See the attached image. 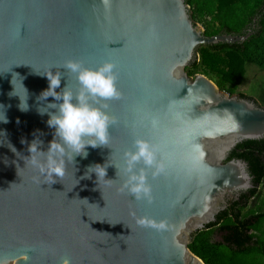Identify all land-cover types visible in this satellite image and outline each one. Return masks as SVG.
<instances>
[{
    "label": "water",
    "instance_id": "1",
    "mask_svg": "<svg viewBox=\"0 0 264 264\" xmlns=\"http://www.w3.org/2000/svg\"><path fill=\"white\" fill-rule=\"evenodd\" d=\"M250 36L207 37L186 0H0V264H205L189 249L192 236L255 188L248 164L229 157L264 139V108L186 68L201 46ZM68 60L111 62L121 95L104 102L115 121L108 145L87 146L50 184L27 162L28 147L38 139L46 152L54 136L38 111L53 101L37 100L45 74L61 73L58 92L80 89ZM137 139L164 165L155 176L146 169L151 202L121 191L124 154ZM105 163V180L85 176ZM138 217L168 227L158 232Z\"/></svg>",
    "mask_w": 264,
    "mask_h": 264
},
{
    "label": "trees",
    "instance_id": "2",
    "mask_svg": "<svg viewBox=\"0 0 264 264\" xmlns=\"http://www.w3.org/2000/svg\"><path fill=\"white\" fill-rule=\"evenodd\" d=\"M192 20L207 37L243 36L244 42L201 46L187 68L189 77L204 75L231 96L254 101L264 108V88L257 98L238 93L247 67L264 71V0H186ZM249 166L255 188L228 203L216 222L195 232L190 251L205 264H264V139L245 141L230 154ZM217 236L221 239L216 240Z\"/></svg>",
    "mask_w": 264,
    "mask_h": 264
},
{
    "label": "clouds",
    "instance_id": "3",
    "mask_svg": "<svg viewBox=\"0 0 264 264\" xmlns=\"http://www.w3.org/2000/svg\"><path fill=\"white\" fill-rule=\"evenodd\" d=\"M103 3L107 6L109 0H103ZM63 67L76 75L80 89L74 94L66 86L58 92L56 89L61 85V73L53 74L48 71L45 74L49 82L48 87L40 93L37 100L47 101V98L52 97L53 101L38 107V111L41 115L49 116L47 124L55 130L54 136L46 152L40 150L43 142L39 140L37 143L38 139L28 147L31 155L27 162L45 175L50 184L55 183L56 178L64 177L66 164L68 162L74 164L76 156L87 157V146L96 148L108 145L109 127L115 121L106 111L108 104L104 102L117 99L121 95L116 86L115 65L111 62H105L97 68H88L79 61L68 60ZM23 103L25 106H20V108L22 111H27L29 107L27 100ZM52 109L55 111H50ZM124 156L127 179L121 191L127 189L137 200L145 199L151 202V186L147 182L146 169L155 167L153 176L164 170V165L157 163L154 146L143 139H137L135 151H127ZM38 157H43V159ZM141 161L145 167L136 171L135 166ZM107 167V163L103 166L95 164L89 167L85 176L94 172L99 183L105 180ZM136 222L140 226L149 227L158 232L168 227L166 221H156L149 217H138ZM64 264L68 262L65 261Z\"/></svg>",
    "mask_w": 264,
    "mask_h": 264
},
{
    "label": "rangeland",
    "instance_id": "4",
    "mask_svg": "<svg viewBox=\"0 0 264 264\" xmlns=\"http://www.w3.org/2000/svg\"><path fill=\"white\" fill-rule=\"evenodd\" d=\"M262 87L264 88V71L260 70L257 66L250 64L247 67L246 76L242 84L238 87L237 92L257 98L258 89ZM220 239L221 236L216 237V240L219 241Z\"/></svg>",
    "mask_w": 264,
    "mask_h": 264
},
{
    "label": "built area",
    "instance_id": "5",
    "mask_svg": "<svg viewBox=\"0 0 264 264\" xmlns=\"http://www.w3.org/2000/svg\"><path fill=\"white\" fill-rule=\"evenodd\" d=\"M228 95H230V94H228ZM231 96V95H230Z\"/></svg>",
    "mask_w": 264,
    "mask_h": 264
}]
</instances>
